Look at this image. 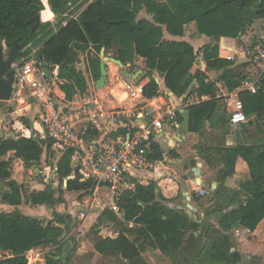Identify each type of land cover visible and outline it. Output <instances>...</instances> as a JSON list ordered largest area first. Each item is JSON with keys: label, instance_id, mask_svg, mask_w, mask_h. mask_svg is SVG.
Returning a JSON list of instances; mask_svg holds the SVG:
<instances>
[{"label": "trees", "instance_id": "obj_1", "mask_svg": "<svg viewBox=\"0 0 264 264\" xmlns=\"http://www.w3.org/2000/svg\"><path fill=\"white\" fill-rule=\"evenodd\" d=\"M47 4L56 18L66 12L70 0H47ZM42 11L41 0H0V45L4 43L9 49L16 40L22 42L27 38L32 19ZM141 11L151 16V21L138 19ZM258 20H264V0H96L43 44L38 60L45 63L49 73L54 67L58 68V79L62 82L60 89L67 99L76 92L86 91L85 80L76 68L79 55H87L91 74L97 81L100 76L98 54L102 48L111 47L114 58L123 65L132 63L135 57L144 59L147 75L152 71L161 75L165 87L174 95L184 94L192 81L198 83L199 94H210L212 85L205 82L203 72L195 71L190 75L195 62L193 48L186 42L164 40L163 32L182 37L183 26L195 22L200 35L214 41L220 38L234 40ZM47 26L49 28L48 24L39 22L26 45ZM202 56L207 70L224 71L222 79L229 88H234L243 79L230 69L233 61L218 57L216 45L206 46ZM157 94V84L151 78L143 87V96L152 98ZM239 99L243 113L252 116L257 127L255 140L253 143L237 140L232 147L221 145L207 150L222 166L221 180L234 174L238 158L247 164L250 179L240 185L239 192L233 193L232 203L228 202L217 214L220 231L202 251L203 260L209 264H239L241 256L227 234L236 224L246 229L257 244L264 246V78L256 94L244 91L239 94ZM214 101L188 109L189 131L200 133L213 112ZM23 123L30 126L27 120ZM50 146L48 139L0 138V182L10 177L9 163L1 161L2 156L12 152L25 168H30L39 165L45 152L53 155ZM148 158L162 159L158 144L151 142ZM56 166L60 180L70 176V153H64ZM124 182L133 183L134 188L115 190L116 215L105 210L98 218L99 225L103 220L114 224L118 236L114 240L100 239L95 245L96 250L103 255L116 254L128 264H142V254L148 249L158 250L170 259L176 258L184 243L185 232L196 227L181 210L169 207L180 197L178 184L161 177L145 186L134 183L128 176L124 177ZM65 188L69 192H85L94 185L75 179L68 180ZM55 192L48 186L43 191L23 196L21 186L9 184V191L2 195L1 202L14 210L0 211V253L9 256L0 258V264H27L25 253L30 249L50 242L59 244L68 226L65 228L56 213L53 218L58 226H53V222L43 224L16 209L22 202L32 207L59 203L61 200L55 197ZM129 223L133 226L129 227ZM69 261L67 257L62 262L54 255L45 258V264H69Z\"/></svg>", "mask_w": 264, "mask_h": 264}, {"label": "crops", "instance_id": "obj_2", "mask_svg": "<svg viewBox=\"0 0 264 264\" xmlns=\"http://www.w3.org/2000/svg\"><path fill=\"white\" fill-rule=\"evenodd\" d=\"M47 11L49 12L50 16L47 15L46 22L53 24L55 17L50 12L49 9H47ZM138 19H146V20L151 21V16H149L145 11H141L138 15ZM61 25H62V22H61ZM63 25L65 26L66 23H63ZM252 30H253L252 40H253V45H254V43H256V41H259L260 38L261 39L264 38V20L255 21L249 28H247V30L244 32L242 36L234 40L228 39V38H220L218 41H214L208 37L200 35L197 32V27H196L195 22H191L183 26V36L182 37L171 36L164 31L163 39L166 41L186 42L193 48V51L195 54V62L190 71V75H193L195 71H200L206 75V81H205L206 83H209L212 85V82L215 79H221L227 86L224 79H222L223 78L222 75L224 71L222 70L214 71V70L206 69V62L204 61L203 56H202L203 50L208 45L210 46L216 45L219 58L233 61L232 58L234 54L239 55V53L243 52V51H240V52L237 51L238 48L236 47V44L242 45L244 42H246L248 38L247 34H249V32H251ZM113 52H114V48L112 47L107 50L105 48H102L100 50L98 54V58L100 59V63L103 62L104 64V68L106 72L105 82H104L103 87L101 88L95 87L94 88L95 90L91 91L90 93H89V89H90L89 82H91V84H94L95 86L96 80L93 78L91 74V70L87 62V57H86L87 55L85 53L80 54V55H85L86 62H84L83 64L84 71L81 72V69H78L77 67L76 68L82 74L85 80V83H86V91L84 93H87V94L93 93L98 97V100H100L102 103H105L108 106L113 107L118 110L117 112H119L120 115L116 122L117 125H120V124L127 125L128 123L133 124L137 119H138L137 123H140V121L141 120L143 121V119L145 118V111L150 110L149 108L150 104L159 103L161 99H166V95H172V96L178 97L177 95H174L173 93H171L165 87L163 77L161 75H159L155 71H152L150 74L147 75L144 59L140 57H135L132 63H128L126 65L121 64L120 66L116 63H113L114 60H116L113 56ZM80 55H79V59H80ZM243 65L244 66L242 67L246 66V64H243ZM246 74L248 76L246 78H251L253 82L256 83L257 88L259 89L260 81L264 78V73H260L256 68L253 67V72L248 70ZM125 75L133 77V78L130 79L126 77ZM48 77L50 79H54V77H57L58 79V68L54 67L50 71ZM151 78L155 81L158 87V94L155 97H152V98L142 97V98H137L134 100H129L126 97L127 94L122 88L123 82H128V83L135 84V85H142L144 87L150 81ZM242 78L244 79V77ZM235 79H237V77ZM243 79L234 88L231 89L228 86L227 87L230 90H237L238 96H239L241 92H244L243 90H240ZM62 94L65 95L63 92ZM184 95H190L193 98L200 99V98H204L208 94H199L198 93V83L196 81H192L187 91L180 96H184ZM206 102H209V101L207 100L205 101L201 100L199 102L195 101V103H193L192 106L201 105ZM189 108H185L181 113H178L175 124L169 125V126L166 125L164 127V131L161 137L153 141L154 143L158 144L160 150L162 151V159L160 161H155V167L151 171L132 172L130 175V178L134 183L144 185V186L155 181L156 177L168 178L174 181L175 183H177L179 186L180 196L187 203L184 204V207L183 206L180 207L178 204V200H179L178 198L174 203L169 204V207L181 210L188 217L193 216L194 212H195V215L196 213H199V209L197 205L193 202L194 200L192 198L193 196L192 194L198 193L200 196H202L205 192H208L207 187H209L210 192H213L216 189V183L210 182V180H208V173H205L203 164L206 163L205 162L206 160H204L205 155L207 153H210L208 152L209 150L207 149H212L215 146H221V143L219 145H216V144H211L209 141L212 140L213 137H215L217 132H223L222 133L223 136L220 137V140L222 138L221 141H223V145H222L223 147H232L235 145L237 140L243 142L242 141L243 135L241 134L237 135L235 133H230V130L227 129V125L224 126V124L229 125L228 113L225 111L223 104L219 102L218 100L215 102L213 112L211 116L209 117V119L205 122L204 127L201 129L200 133L192 132V131H189L188 129V119H189L188 109ZM221 110L223 113L221 112ZM24 111L28 112V115H26V117H23V118H27L28 120L32 122V124H30L31 126H27L23 122L20 123L19 130L22 131V136L25 138H30V137L39 138V140H41V138L43 137V134H42L43 129L40 126L39 122L34 120L33 111L32 110L29 111L28 108L24 109ZM17 112L18 111H16L15 113ZM213 121H217V123L214 124ZM77 123L82 124L81 127L83 131L85 130L86 133H88L90 136H93L96 138H101L108 130H110V126L109 127L106 126V128L101 129L100 131H97V129L92 127L90 124H88L83 119ZM182 123L183 125H181ZM234 127H240V126H234ZM238 130H240V128ZM51 152L53 151L51 150ZM14 160L15 162H13ZM1 161L9 163L10 177L5 181L0 182V183L7 184V191L4 192V193H7L9 191L10 183H15L19 185L14 180H12L11 166L14 164L16 166H20V168L22 169H24L25 167L21 163L20 160L14 157L12 152L7 153L6 155L2 156ZM53 161H54V153L52 157L46 154H43L41 156L39 165L31 166L28 169L29 172L30 171L34 172L36 177L38 178V185L35 186L36 190L34 193L43 191L46 187H48L43 182L41 172L44 169L47 171L50 170L52 164L54 163ZM220 169H222V166L220 167ZM231 176L232 177L230 178L228 177L226 178L227 180L225 184L227 183L229 184V182L244 183V182L249 181L250 179L249 170H248L247 164L242 159L238 158L236 160L235 167H234V174ZM68 177L63 180L58 179L57 181H55V183H53L52 189L56 191V189L60 187V189H62V192L63 191L68 192V194L72 197L74 201L73 203L75 207L78 209L80 207V201L86 200V199L80 198L78 202L77 196L82 194V192L84 191H73V192L67 191L65 187H66V182L70 180ZM133 188H134L133 183H129V182L123 186V189H133ZM97 190L98 189H96V191ZM101 190H108V192L104 193L107 196L108 201H109L108 206L106 207L105 205H102L100 198L97 197L95 193H93V197L91 198L89 202L86 212L82 213L83 219H81L79 228H81L84 231V233L85 231H87V228L91 229V256L92 257L95 258L96 256H100L103 258L114 259V260L120 261L121 263L128 264L126 260L122 259L118 255H115V254L103 255L100 252H98L95 248L96 243L100 239L102 240L105 238H109V239L114 240L118 236V229L114 224L107 222L105 220H103V222L100 225L98 223L99 216L105 210H110L116 215V209L114 207L115 190L108 188L107 186H104V187L102 186ZM237 192H239V190ZM55 197L57 198V194H55ZM42 206L45 207L46 205H42ZM25 216L34 218L32 216H29L28 214H26ZM189 219L191 220V217H189ZM128 226L132 227L133 225L132 223H129ZM102 227H105V228H102ZM227 234L230 236L235 247L238 248V250L237 249L236 250L240 254L241 260H242L243 254L248 252V250L253 249V244H255L254 245L255 247L263 248V246L255 242L253 236L246 229H244L242 226L238 224L234 225L227 232ZM38 247L39 246L30 249L29 252L33 253V251L37 250ZM83 248L84 246L81 244L80 248H78L77 251L79 250L81 252ZM148 251H152V250L148 249ZM142 258H143L144 263L147 264V261L145 260V257L143 256V254H142Z\"/></svg>", "mask_w": 264, "mask_h": 264}, {"label": "built area", "instance_id": "obj_3", "mask_svg": "<svg viewBox=\"0 0 264 264\" xmlns=\"http://www.w3.org/2000/svg\"><path fill=\"white\" fill-rule=\"evenodd\" d=\"M253 66L264 73V38L253 46L251 54ZM14 84L10 104L28 108L34 113V120L43 129V139L51 141L54 163L50 170H42L41 175L46 186L53 188L57 176V161L66 152L70 153V180L91 182L95 189L107 186L111 189H123L124 177L132 172L151 171L155 161L148 158L151 142L161 137L166 125H174L178 113L199 101L218 100L228 113V123L239 126L246 123L237 90H230L221 79L212 82V92L204 98L190 95H166L159 103L149 105L145 118L140 123L117 125L118 110L102 103L95 94L76 92L71 99L62 94V82L48 77L45 63L22 55L13 65ZM57 68V67H56ZM124 91L129 100L142 98L143 86L123 82ZM256 94L257 85L251 78L241 83V89ZM85 120L100 131L110 126L101 138L90 136L82 130ZM122 126L121 130L119 129ZM81 217L83 215L81 214ZM29 255L30 252L27 251ZM26 254V259H28Z\"/></svg>", "mask_w": 264, "mask_h": 264}, {"label": "rangeland", "instance_id": "obj_4", "mask_svg": "<svg viewBox=\"0 0 264 264\" xmlns=\"http://www.w3.org/2000/svg\"><path fill=\"white\" fill-rule=\"evenodd\" d=\"M95 1L96 0H70V4L66 12L62 16L54 18L52 24L46 22L47 15L50 16L49 12L47 11V9H49L47 0H41L43 11L40 12L39 22L48 24L49 28L47 26L44 31L38 32L32 42L23 47V49L21 50L22 54L16 59V61L20 57H22L23 54H31L33 55V58L38 60L39 49L52 35L56 34V32L64 26L63 23L68 24L71 21L77 19L80 14L86 9V7ZM247 37L248 38L246 42H244L242 45L236 44V47L238 48L237 51L243 52L239 53V55L234 54L232 58L234 61V66L230 68L233 69L235 73L240 74L241 78L244 77V79L248 77L246 74L248 70L253 72L254 66L251 60L253 46L259 44V41H261L260 38L259 41H256V43H254L253 45V30L249 32V34H247ZM2 46L4 57H6L9 49L4 43ZM84 62H86L85 55H80V59L76 64V67L78 69H81V72L84 71ZM243 64H246V66L242 67L244 66ZM235 80L238 81V78ZM95 87L96 86H94V84H91V82H89V93L91 91H94ZM9 102L0 104V138L22 136V131L19 130L20 123L24 122V120H27V123L29 125L32 124L30 120H28L27 118H23L28 115V112L24 111V107H15ZM16 111L18 112L15 113ZM213 123L215 124L217 123V121H213ZM181 125H183V123ZM226 125L227 129L230 130V133L243 135V142L246 141L249 143H253V141L255 140L253 139V137L257 135V127L255 123H253L252 116L247 117L246 123L239 125L240 127H243L240 130H238L240 127H234L228 124H224V126ZM119 127V129L121 130L122 126ZM222 133L223 132H217L215 137H213L212 140L208 141L211 144L219 145L221 143V145H223V141H221L222 138L220 140V137L223 136ZM35 139L39 140V138ZM44 154H46V152ZM50 155L52 157V153ZM204 160H206L205 162L207 163L206 164L204 162L205 164H203L205 173H208V180H210V182L216 183V189L213 192H210L209 187H207L208 192H205L202 196H200L198 193L192 194V198L194 200L193 202L199 209V213H196L195 215L194 212V215L191 216V221L195 223L196 227L191 228L185 232L184 243L176 258L170 259L162 255L158 250H146L143 253V256L145 257L147 264H209L203 260L202 251L209 244V242H211L212 237L220 231L217 225V214L226 204H228V202L232 203V195L234 191L239 190L242 182H229V184H225L227 179L225 178L224 180H221V165L216 162L214 156L211 153H207ZM13 162H15V160ZM28 169L29 168L22 169L20 168V166H16L14 164L11 166L12 180H14L19 184V186L22 187L23 196H29L31 193H34L36 190L35 186L38 185V178L36 177L35 173L32 171L29 172ZM230 177L232 176H229L228 178ZM6 191L7 184L0 183V211L9 213L14 210V207L8 206L5 203L1 202L2 194ZM105 192H108V190H101V187H99L97 191L94 187L89 191L82 192V194L77 196V201L79 202L80 198H85L86 200H81L80 207L77 209L73 203L74 201L72 197L68 194V192H62V189L58 187L55 194H57V198H60L61 200L59 203L48 207H32L23 202V204L20 205L18 209L16 207V209L20 213L24 215L28 214L29 216H32L41 221L43 224H46L47 222H53V226H58V224L54 223L55 221L53 218V213H56L63 220L65 228L68 226V229H64V232L59 239V244L50 242L47 244L39 245L38 249L34 250L33 253H30L29 255L26 252L25 256L26 254L27 257L29 256L27 259V264H45V258L51 255H54L55 259H60L62 262H65L66 258L68 257L70 259V264H124L114 259L103 258L100 256H96L95 258L92 257L91 229L87 228V231H85L84 233V231L79 228L81 219H83V217L81 218V214L86 212L89 202L93 197V193H95L97 197L100 198L102 205H105L106 207L108 206L109 201L107 196L104 194ZM186 203L187 202L180 196L178 200L179 206L184 207V204ZM62 227L63 226H61V228ZM81 244L84 246V248L80 252L79 250L77 251V249L80 248ZM254 245L255 244H253V249H250L248 250V252L243 254L242 260H240L239 264H264V246L263 248H258ZM235 249L238 250L237 247H235ZM6 256H9V254L0 253V258ZM142 264H144V262Z\"/></svg>", "mask_w": 264, "mask_h": 264}, {"label": "water", "instance_id": "obj_5", "mask_svg": "<svg viewBox=\"0 0 264 264\" xmlns=\"http://www.w3.org/2000/svg\"><path fill=\"white\" fill-rule=\"evenodd\" d=\"M33 24L31 25L30 29V35L25 38L22 42H18L17 40L13 42V44L10 46L6 57H4L3 54V46L0 45V102H9L12 95L13 90V84H14V63L15 60L21 56V50L26 45L29 38H31L33 30L38 26L39 24V16H35L32 19ZM116 64L121 66V63L119 61H114ZM105 68L103 62L100 63V77L96 81L95 86L97 88H101L104 85L105 82ZM128 78H133L130 76L125 75ZM191 217V216H189Z\"/></svg>", "mask_w": 264, "mask_h": 264}]
</instances>
